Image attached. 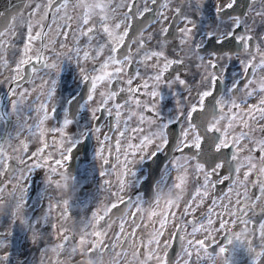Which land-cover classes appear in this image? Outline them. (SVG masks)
<instances>
[{
    "label": "snow or ice",
    "instance_id": "1",
    "mask_svg": "<svg viewBox=\"0 0 264 264\" xmlns=\"http://www.w3.org/2000/svg\"><path fill=\"white\" fill-rule=\"evenodd\" d=\"M0 264H264V0H0Z\"/></svg>",
    "mask_w": 264,
    "mask_h": 264
},
{
    "label": "flooded vegetation",
    "instance_id": "2",
    "mask_svg": "<svg viewBox=\"0 0 264 264\" xmlns=\"http://www.w3.org/2000/svg\"><path fill=\"white\" fill-rule=\"evenodd\" d=\"M81 195H84L83 193H81Z\"/></svg>",
    "mask_w": 264,
    "mask_h": 264
}]
</instances>
